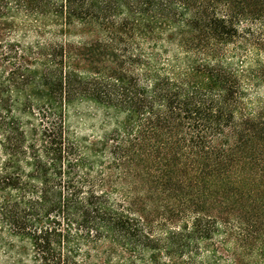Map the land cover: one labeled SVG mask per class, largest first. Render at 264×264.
I'll use <instances>...</instances> for the list:
<instances>
[{
  "label": "trees",
  "instance_id": "trees-1",
  "mask_svg": "<svg viewBox=\"0 0 264 264\" xmlns=\"http://www.w3.org/2000/svg\"><path fill=\"white\" fill-rule=\"evenodd\" d=\"M0 153V264H264V0H0Z\"/></svg>",
  "mask_w": 264,
  "mask_h": 264
},
{
  "label": "rangeland",
  "instance_id": "rangeland-1",
  "mask_svg": "<svg viewBox=\"0 0 264 264\" xmlns=\"http://www.w3.org/2000/svg\"><path fill=\"white\" fill-rule=\"evenodd\" d=\"M71 124V131L76 132L77 134L83 135V134H98L99 129L95 125L94 121H89L87 124L85 122L79 123L77 121L72 120ZM0 161H1V153H0ZM1 227H0V237H2ZM6 237V235H5ZM1 240V238H0ZM15 245H17L20 249H23V251L27 252L29 249V245L25 241L16 240ZM6 252H4L2 249H0V260H4L6 256Z\"/></svg>",
  "mask_w": 264,
  "mask_h": 264
}]
</instances>
